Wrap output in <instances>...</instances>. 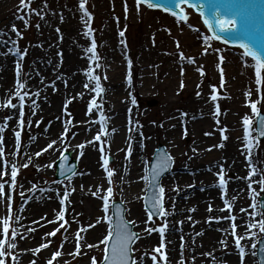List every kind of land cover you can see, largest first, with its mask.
Segmentation results:
<instances>
[{
  "label": "bare ground",
  "instance_id": "obj_1",
  "mask_svg": "<svg viewBox=\"0 0 264 264\" xmlns=\"http://www.w3.org/2000/svg\"><path fill=\"white\" fill-rule=\"evenodd\" d=\"M33 1L41 7V10L37 9V12L40 14L37 15L36 12L35 18L41 17L42 23L52 18L47 17V0ZM97 1L103 2L104 0ZM133 1L137 5V0ZM75 2L77 1L56 0L55 3L52 4V7H55V9L58 10L61 18L58 29H62V32L60 33H63L62 49L58 48L57 42L55 44L50 41L52 40L51 38L54 37L49 34L47 26L45 27L44 32L42 29H38L37 31L38 36H42L44 42L39 41V43L34 45L33 50L31 51V55L33 56L31 63L34 62L35 65L28 67V80L26 82L25 90L33 94L39 92V95H30L29 97H26L28 102L26 112L27 114L29 113V115L33 114V120L41 114L47 115L48 118L51 119V122L49 128L40 137H37L34 140L31 139L32 141H28L25 144H21V147L18 150V155L22 156L24 164L29 165L33 160H37L38 158L52 157L56 150L60 148L59 145H64L61 130L62 128L60 126V119L62 116L59 113V106L61 104H59L58 101L60 99L63 102L70 101L72 99V93L75 92V89L71 88H78V85H80L81 82L85 81L86 84H91V80H88L85 75L86 71L93 66V62H90L88 59L90 56L89 53L84 51V49L89 46V41L87 40V36L84 35V27L80 30L83 34L82 37L80 35L77 36L75 33L77 30L76 28L78 26L81 27L83 24L82 19L78 21L77 11L73 10ZM182 9L185 10L189 21L190 11L185 6H183ZM21 10L22 4L19 0H0V100L1 102H5L6 106L9 100L16 98L15 81H11L9 86L4 87V85L9 82L17 60L14 56H12L13 52L10 51V48L14 46L16 38L13 37L12 31L4 28H7V25L9 24L15 26L21 25L23 20L20 18L22 16ZM191 11L193 12L192 9ZM71 12H73V14H71ZM163 19L167 22L172 20L167 15H164ZM56 22L57 21H53V23ZM173 23L177 26L169 32V35L180 37L185 47L187 45L186 48L193 51L192 53L195 54V62L191 63L192 65L189 69L187 65L188 61H181L175 56L173 58V54L168 53V57L171 61L168 62L163 59V63L168 66L165 68L163 67V69L159 72L160 79L163 75L168 78L165 85L171 84L176 79L175 73L172 72L181 64L187 65L186 68L188 69V73L192 76V73L197 71V68L201 66L204 67L208 62V59L211 60V58H213L210 57L213 53L209 55L210 58L207 57L204 59L203 56L198 57L197 48L201 47L203 42L199 38L195 37L194 34L185 31L183 32L179 23L175 21H173ZM160 30H156L154 28L155 33L156 31L159 33ZM106 32V39L112 40L113 34L110 23H107ZM45 34H48L50 38L46 37ZM59 50L63 52H59ZM219 52L224 57L223 66L225 67L226 75V86L225 90H221V95L229 98L231 101L229 104L230 107L229 105L225 106L226 110L224 113L217 117V105H213L211 99L209 100V98H206V91H204L197 98L192 95L189 96V98L185 101L188 110L174 109V104L171 103V107L173 109L172 113L165 112L166 114L164 113L162 115L160 125L158 126L167 140H179L183 136V132L180 129L181 126L179 127L177 124V118L181 115V117L185 119L188 134L190 133L196 137L195 144L192 145L193 148H190L188 152V159L185 163L189 169L185 168L188 171L181 169L183 171V175L181 176L183 181L181 182V185H188L185 187L188 199L186 198V194H178L177 198L181 202V205L165 207V210L168 213L166 218L169 222L166 240L170 244L169 253L173 256L171 255L172 262L168 263L166 261L163 264H174L177 262L175 252L178 250V242L181 239L182 234L185 236L188 233L185 227H187L190 223H195V219H201L203 216L205 217L207 215L206 211H208V214H210L213 218L222 217L224 219L211 220V224L208 225L209 228H207L206 234H204V232L200 229L193 233L195 237V245L199 244L200 241L205 242L208 239L210 240V244L205 246L206 248H204V252L202 248H198L197 246L194 247V255L197 257L193 259V264H237V255H239V250L235 246V236L232 235V223L225 220L227 213L222 210L224 202V200H222L223 197H225L229 202L234 203L232 213L235 216H240V218L234 223L239 228L237 231L238 235L244 237L241 241V245L245 248V245L248 243L247 241L244 242V240L250 231L247 225L252 223V220L249 215L250 209L248 208L247 201H250L252 198L253 189L256 188V185H259L255 176L261 171L264 174V158H259L256 155H253L250 162L248 155H245L243 156V159H241V155L244 150L242 144L244 126L240 123L239 118L244 114L251 115L250 111L247 110V105H243L241 100L247 98L253 99L254 92L252 83L255 81V75L253 72L255 71L256 62L248 58L241 61L240 56L243 54L237 53V56H232L229 54L230 49L226 47L220 48ZM115 55L116 53L112 52L111 49L107 54V61L113 63V66L109 67V78L111 77L112 79H117V83L122 85L123 83L118 82V80L120 74L122 72L123 74L125 73L126 66H120L119 60ZM216 61L217 62L215 64L213 63V65L211 64L209 68L213 73L215 69L216 72H218L217 65L220 63L219 58H217ZM40 62H43V65H38ZM122 67L123 69L121 70ZM145 77H147V75H145ZM191 78L195 79L194 77ZM216 78H219L218 75ZM48 79L50 82H48ZM63 81L67 83L65 84L67 87L61 86ZM214 82L216 81L214 80ZM194 83H196L195 86H199V79ZM68 90H71L72 92H68ZM124 90L125 86L123 85V88L119 90V92H124ZM249 90H251L252 93L251 97H247L245 95V93ZM67 94H69V96H67ZM91 94V92L84 90L76 92L78 100L75 101L87 100L90 96H92ZM119 96L118 92L113 94L112 103H114V107H112L110 116L106 119V131L111 128L115 129L114 133L110 135L108 140V143H110L109 146L112 150L122 147L125 143H131L132 152L131 156L128 158L132 167L129 170V175L125 178L124 183L128 184L129 193H125L128 197L127 199H135L137 197L136 195L143 193L147 186V182L142 180L140 181V177H142L144 171L143 164H141V156L143 155L145 149H143V144L136 137V133L133 132V129L131 131L129 130L130 126L127 124L129 117L126 115L125 111H123ZM32 101H35V107L32 106ZM88 102L89 104L91 103L90 101ZM9 112V118L6 123H4V131L0 133V136H3L4 151L6 150L7 154L5 155V157H7V163L5 164L3 161H0V183L5 185V194L0 196V239H3L2 220L5 218H11L12 223H10L9 239H11L12 229H15L18 233L17 237L13 241L17 244V247L15 249L7 248L8 257L11 259L12 264H32L33 261L35 264H41V262L36 261L37 257L35 259L37 254L35 249H37L41 244L46 243L48 246L42 248L39 252H42L41 254L43 256L47 255L50 244L46 241V239L51 236L46 234L54 231L60 226V221L56 220V214L63 207L60 204V200L66 189L69 191L68 197L78 193L76 197H70L73 205L78 203L81 197L85 196L86 198H90V212L86 223L82 227H77V229H75L72 233L70 231L71 229L67 231L64 238V246L60 248L61 250H58L61 252V256L56 259L60 258L59 260L62 261L70 255L68 251L69 248L72 245L76 246V240H74L73 237H75L76 232L80 231L82 228L87 230L81 232V237H83L80 241V247L84 248L86 246L88 247V245H94L102 242L106 236L105 232L108 230L109 224L107 223L109 222L107 220L105 222L104 219L106 213L103 211V200L93 196L91 193L96 191L98 188H102V194L105 189L109 187V185H107V180L104 176L105 171L101 167L102 161H100L97 165V149L100 148V146H96V144H94V138L98 133L101 134V128L95 123L96 118H94V115L96 111L93 112L92 110L90 114L88 113L85 115L80 121H73L68 124V129L70 126L78 129L77 134L70 142V148L74 152L72 155L73 161H75L77 165L81 164L86 167L84 174H82L79 179L77 177H73L71 179L72 181L68 182V186L63 187L62 189L55 186L45 188V185H41L40 189L35 191L34 189L36 188L32 189L26 184L19 186V190L17 192V207L11 211L7 208V200L9 193L13 190L10 181V170L11 166L14 164L12 156L16 154L17 149L15 143L16 138L13 136L15 131L12 130L17 128V125L19 124V110L17 107H10ZM184 113H187V115H182ZM217 120H219V123H217ZM220 124L225 126L223 128L227 130L228 136L227 139H218V141L215 140L213 133L220 126ZM206 133H209V135H206ZM219 134L221 135V133ZM180 135L182 136L180 137ZM76 138L81 139V141L77 143L78 145L86 143V146L88 147L84 150H80L74 145ZM53 141H55V143L52 148L42 152L40 156L35 155V153L41 152L42 149H45L47 145ZM59 141L62 144H59ZM221 144H223V147L219 146ZM29 157H31V163H28ZM257 163L259 164V167L257 166ZM221 168L224 170L226 175L231 177L229 182H226V192L224 189L219 187V180H215L210 174L218 172V169L220 170ZM209 169H213L214 171ZM253 169L255 170V174H252ZM34 171L36 174L45 175V164H37ZM190 171L192 174L199 171V175H201V177H194ZM119 177L118 180H120ZM172 183L173 181L168 184L172 186ZM250 183L252 185L251 189H249ZM112 186L113 185L111 184V187ZM190 186L193 188H189ZM41 189H43V191H41ZM121 189L122 188L120 187V191L118 190V193H121ZM22 193L23 195H21ZM189 206L195 208L193 216H190L191 219H189L188 214L183 213V209L188 208ZM209 206H211V211H209ZM241 209H245L246 211H241ZM6 212H8V216H6ZM98 219L101 220L100 223H97ZM75 220L76 219L74 218L73 222H75ZM48 221L55 222L49 223ZM178 222L184 224V229L177 228ZM89 224H93L95 226L89 228ZM135 224L138 226H147L146 222H136ZM201 224L202 221L201 223H197L195 225L199 226ZM29 229H34V231H29ZM57 233L58 232H56V234ZM151 234L153 235L148 236V241L150 243L159 240L160 236L155 233ZM189 238H191V234H189ZM221 239L225 240L227 247H224L220 243ZM139 264L153 263L144 259L139 262ZM247 264H254V260H248Z\"/></svg>",
  "mask_w": 264,
  "mask_h": 264
},
{
  "label": "rangeland",
  "instance_id": "obj_2",
  "mask_svg": "<svg viewBox=\"0 0 264 264\" xmlns=\"http://www.w3.org/2000/svg\"><path fill=\"white\" fill-rule=\"evenodd\" d=\"M20 1V0H19ZM56 0H47V17L51 18L44 23H42V18H35V14L37 12V9L41 10V7L34 2L33 0H28L29 6L26 8L22 5V16L23 20L21 22V25H16L15 28L19 31L20 35H17L15 31H13V25L9 24L7 25V28H4L6 30L13 32V37L16 38V41L14 42V46L10 48L11 52H13L12 56H14L21 64V75L20 80L26 84L28 80V67L31 65H35L34 62L31 63L33 56L31 55V51L33 50L34 45L39 43V41L44 42V39L42 36H38L37 31L38 29H42L44 32L45 27L47 26V30L51 36L54 38H51L50 40L52 43L57 42L58 48H61L63 46L62 41V29H58V25H60L59 21H61V18L59 16L58 10L55 9V7H52V4L55 3ZM77 2L73 5V10L77 11L78 13V21L82 19L83 11L79 7L80 0H76ZM85 7L87 10L92 14V19L90 21V26L93 29V36L95 38L97 48L96 52L98 55V60L93 62V66H91V69L93 70L95 75H98L100 77V83L103 88V92L97 95L96 92H94L92 89L95 87V81H91V84H88L89 86L85 88V81L81 82L80 85H78V88H71L75 89L74 93H72V99L67 102H63L61 99L58 101L60 108V115L62 118L60 119V126L62 130V138L64 145H59V149L56 150V152L52 155V157H44V158H38L37 160H33L31 164H29L27 167H23L25 165L23 163V159L21 155H18V150L16 149V154L12 156V161L15 165L18 166L19 171L16 178V187L9 193L8 200H7V208H9V205L11 207V210H14L17 207L18 203V196L17 192L19 190V186L22 185H28L32 189L39 190L41 185H45V188L49 187H60L61 189L63 187L68 186V182H71L73 177H81L82 174H84L86 167L82 166L81 164L76 167L75 175L66 178L63 180H57L56 175V163H57V157L61 155L63 152L70 153L71 155L74 154L73 150L70 148V142L72 141L73 137L77 134L78 129L74 128L73 126H70L68 129V124L71 122H77L84 118L85 115L89 113V102L92 100H96L97 104L100 105L99 109L95 108L96 111L95 115H97V118L99 122L101 121V113L104 117L110 116V113L112 111V107H114L113 102V94L115 92L119 93V97L122 103L123 111H125L128 118V126H130V129H133V132L136 133V137L142 142L143 144V155L141 156V164H143L144 171L142 174V177L146 176V169H148L150 162L152 160L153 153L155 149H157L160 145H163L165 148H167V152L174 157L175 160V167L172 174H170L167 178L163 180V187L165 189L164 192V201L166 207H173L181 205V202L178 200V194H186L187 190L185 191L186 184L181 185V182L183 179H181V176L183 175V171L181 169L188 168V166L185 165L186 160L188 159V152L190 148H193V144H195L196 137L192 134H188L186 132L185 134V126L183 122L185 123V119H183L180 116L177 118V124L180 127L181 130H183V136L180 135L181 139L170 141L167 140L163 134L162 131L158 128L160 125V120L162 115L166 113H172V107L171 103L174 104V109H185L188 110V107L186 106L185 101L189 98L190 95L197 98L201 95L204 91H206V98H209L212 94V86L215 85L218 93V99L217 101H213V105H219L220 114H223L225 109V106L229 105L231 101L228 97L221 95V90H225L226 86V78L225 73L224 75V84L221 87V76L219 68H217L218 72H216V69L214 70V73L212 70H210L211 64H215L217 61V58H220L222 55L220 54L219 50L220 48H223L221 45L216 44L214 42H208L202 39V35L200 31H204V28L199 25L198 19L196 17H192L193 20L190 21L188 25L179 24L181 26V30L184 32H189L191 34H194L195 37L199 38L203 45L201 47L197 48V55L203 56V58L209 57L211 53L213 57L211 60L208 59V62L203 67L205 74L201 76L200 72L198 71H192V76L190 73H188V69L186 68L188 65V68L192 65L188 62L187 65L181 64L176 70H173L172 73H175L176 79L171 83L167 84L168 78L166 76H162V78H159V72L163 69V67H167L168 65H165L163 63V59L170 62L168 55L173 54L176 58L180 59L179 53L183 52L185 59L181 61H188L187 58H195V54L192 53L193 51H190L186 45L183 44L182 40L179 36H171L169 35V32L177 26L175 23H173V19L167 22L165 19H163L164 14H162L159 11H152L150 9L145 8L144 6H138L134 3L132 0H104L103 2L97 1V0H86ZM125 8H127V11H125ZM35 10V11H32ZM73 14V12H71ZM72 19V17H71ZM86 19V18H85ZM27 21V24L25 23ZM53 21H57L56 23H53ZM107 23H110L111 25V31H112V40L106 39L105 35L107 34ZM173 23V24H172ZM39 25V27H37ZM199 27L197 31H194L191 26ZM82 27L85 28V23L83 20V24L78 26L75 31L77 36L82 37V33L80 30ZM154 28L156 30H160L158 33L154 32ZM123 32V37L120 36V32ZM168 33V34H166ZM207 35V32L204 33V36ZM46 37L50 38L48 34H45ZM88 39V47L91 46V37H87ZM124 41V43H121V41ZM177 43L179 44V47L177 46ZM18 47L21 51V53L24 52L26 49V55L23 56V59L20 60V57L15 54V48ZM87 47V48H88ZM62 49V48H61ZM110 49L112 52L116 53V57L119 60L120 66H126V71L123 74V72L120 74L118 82H122L123 84L120 85V83H117V79L109 78L110 72L109 67L113 66L112 62L107 61V54L109 53ZM59 52H63L60 51ZM206 52V53H204ZM169 53V54H168ZM229 54L232 56H237V53L235 51H230ZM91 55V53H89ZM209 57V58H210ZM131 60V84L128 83V60ZM195 60V59H194ZM99 65L97 67L96 65ZM124 64V65H123ZM223 61H220L219 67L223 66ZM17 65V63H16ZM16 65L13 68L12 76H10L9 82H7L5 86H9L11 84V81H17V75H16ZM38 65H43V62H40ZM215 66V65H214ZM216 67V66H215ZM123 67L121 68V70ZM190 69V68H189ZM171 72V70H170ZM147 75V77H145ZM218 75L219 78H216ZM105 76L107 77L105 79ZM168 76V74H167ZM179 77V78H178ZM191 77H194L195 79H192ZM178 78V79H177ZM199 79V86H195ZM89 80V79H88ZM214 80L216 82H214ZM148 81V82H147ZM231 81V79H230ZM48 82L49 79H48ZM181 82H183V87H181ZM65 81L61 83V86H65ZM60 85V83H59ZM123 85L125 86L124 92H119L123 88ZM253 85V92L254 96L253 99L247 98L241 100V103L244 105H247L248 111H250L251 115L249 116L250 119L255 118V113L252 112L249 101L257 102V108L258 111L261 110L264 113V100H260V92L257 91V87L255 86V81L252 83ZM67 89V88H65ZM77 89V90H76ZM81 90L89 91L91 92L92 96L89 97L87 100H78V95H76V92H80ZM16 91V88H15ZM68 92H72L71 90H68ZM199 92V95L197 93ZM261 92H264V87H262ZM69 96V94H67ZM157 101V105L153 107H149L148 104L151 101ZM134 101V102H133ZM11 102L13 104H19L18 98L11 99ZM211 102V101H210ZM65 104H67V113H70V115H67L65 112ZM214 107V106H213ZM230 107V105H229ZM9 108L10 106H6L5 102H1L0 100V125L4 126V123H6L7 119L9 118ZM18 108V107H17ZM28 108V102L25 98V107H24V120L25 125L23 129L20 128L19 124L17 125V128L13 129L12 131H20L21 132V144H25L28 141H32L31 139H36L37 137H40L45 131L49 128L51 119L48 118L47 115L41 114L34 120L32 119L33 114L29 115L27 114L26 110ZM19 110V108H18ZM165 113V114H166ZM94 115V118L96 116ZM219 115L217 117H219ZM18 120L20 119V115L18 113ZM246 115L244 114L242 117L239 118L240 123L243 125V118ZM59 117V116H57ZM96 118V119H97ZM180 119V120H179ZM255 121V120H254ZM29 122H31L29 124ZM39 122V123H37ZM66 122H68L66 124ZM99 122L95 120L96 125ZM103 123H105V127L107 126V120H104ZM225 127L223 124H220V126L214 131V137L215 140H223L221 129ZM5 128V126H4ZM67 128V131H66ZM129 129V130H130ZM179 129V130H180ZM225 129V128H224ZM111 128L108 131H101L100 139H102V145H100L99 142L94 138V144L96 146H103L105 149V156L112 159V163H109V167L115 170V174L112 178V189L114 198L113 201H119L122 202L126 208V218L128 221H134L136 222H146L147 226H138L134 223L133 229L137 231L140 235V239L137 242V244L133 248V256L135 259L134 264H139L142 260L146 259L153 264H163L164 262H172V257L169 253V242H167V232H168V226L169 222L167 221L166 216L162 217L161 219H154L151 220L148 219V212L144 208V196L145 191L141 194L136 195L137 197L135 199H127L128 197L125 195V193H129L128 190V184L124 183L125 178L129 175V170L132 167L129 163V158L126 159L127 156V150L128 145L131 144L130 142L125 143L120 148H115L112 150V148L109 146L110 143H108L109 137L114 131ZM187 130V128H186ZM244 130V127H243ZM15 132L13 136L15 137ZM180 132V131H179ZM141 133L143 135H141ZM221 133V135L219 134ZM219 136V137H218ZM223 136L227 135V130L223 133ZM16 138V137H15ZM33 139V140H34ZM244 139V138H243ZM252 139V147L250 149L251 155H256L259 158H264V141L259 142L256 138V135L253 133L251 136ZM218 140V141H219ZM80 138H76V141L74 142V145L78 147L80 150L86 149L88 146H86V143L83 144L84 146L81 148L80 144L77 143L80 142ZM16 143V141H15ZM59 144H62L59 141ZM243 144V153L241 155V159H243V156L248 154L249 149L245 148V143ZM78 145V146H77ZM74 148V147H73ZM132 148V147H131ZM196 148V147H194ZM6 150L4 151V155L1 157L0 161H7V157H5ZM179 155V156H178ZM73 157V156H72ZM101 152L100 148L97 149V156L96 159L98 160V163H100L101 159ZM4 158V159H3ZM131 159V158H130ZM41 163L45 164V175L36 174L34 169L35 166ZM49 165H51L49 167ZM101 165V164H100ZM257 166L259 167V164L257 163ZM189 169V168H188ZM188 171L187 169H185ZM211 170V169H209ZM222 168L218 172L210 173L212 177L216 180H219V175ZM211 171H214L213 169ZM224 173V170H222ZM208 172V171H207ZM11 173V170H10ZM192 174V172L190 171ZM199 171L196 173H193L192 175L194 177H201L199 175ZM226 182H229L230 176L223 174ZM105 179L107 180L106 173H104ZM121 176V177H119ZM191 176V175H190ZM118 177L120 180H118ZM140 177V181H144ZM256 180L259 182V185L256 186L255 189V195L252 196L250 201H247L248 207L251 209L250 213L255 212V216H250L252 222H256L258 225L259 220L264 219V215H262V211L260 208V197L264 195V191H262V188H264V185H261L260 181L264 180V174L262 171L255 176ZM124 178V179H123ZM11 181V178H10ZM173 181L172 186H170L168 183ZM107 185L108 180H107ZM169 185V186H168ZM121 189V193H118ZM190 186L189 188H191ZM193 188V187H192ZM191 188V189H192ZM106 190L101 194L105 195ZM119 190V191H118ZM190 190V189H189ZM78 193L75 195H72L70 197H76ZM84 196V195H82ZM68 197V200L66 201L65 205L63 206L66 208L65 212V220L68 221V224L65 226V228L72 232H74L77 227H82L86 221L87 217L89 215V201L90 198L81 197L78 203L74 204L71 202V198ZM131 197V196H130ZM10 198V199H9ZM186 198L188 199V195L186 194ZM225 200V197L222 198V200ZM253 199L256 200L257 206L255 208L251 207L253 203ZM102 201V200H101ZM110 203V202H109ZM232 205V208L229 210L226 208L225 203L223 204V210L227 213L225 220L228 222H235L240 217H236L235 221H232L228 217L235 216L232 213V209L234 206V203L229 202ZM208 205V204H207ZM206 205V206H207ZM193 209L194 207L189 206L188 208L183 209V213H186L190 216H193ZM62 210V208H61ZM207 215L204 217L195 219V223H190L185 227L187 229V235L183 236V240H179L178 242V250L175 252V255L177 256V262L174 264H193V259L197 256L194 255L195 252V246L198 248H202L203 252L205 251V246L210 244V240H206L205 242L200 241L199 244L195 245V237L193 233L200 229L204 234H206V230L208 225L211 224V221H209V217H211L210 214H208V211H206ZM108 215V218L111 217V210L109 209V212L106 214ZM105 215V217H107ZM6 216H8V212H6ZM76 219L75 222H73V219ZM199 226H196L195 224L201 223ZM106 222V219H105ZM167 223V228L165 231L164 241H165V247L161 249V252L164 255H161L160 253H156L154 249L158 247L161 243V239L150 243L148 241V236L153 235L151 233H155L158 236H160L158 231H153L150 234L146 231V229L152 227V228H159L164 223ZM12 223V222H11ZM63 223V221H60V224ZM109 224V223H107ZM238 224V223H237ZM11 226V224H10ZM71 227V228H70ZM111 225H108V230L105 232V235H108L109 228ZM146 227V228H145ZM184 227L183 223H177V228L181 229ZM3 228V226H2ZM65 228H61L57 234L54 236H51L50 238H47L46 241L50 244V248L47 251V255L43 256L39 252L36 254L35 259L36 261L41 262V264H47V262L52 259L54 252L61 250L64 246V238L67 231H65ZM184 229V228H183ZM203 229V230H202ZM238 226L236 228V235H238ZM176 233V232H175ZM10 234V232H9ZM189 234H191V238H189ZM105 236V237H106ZM239 236V235H238ZM3 237V233H2ZM83 237V236H82ZM264 237V232H260L259 226L256 228L250 229L248 232L246 239L247 245H245V256L243 261H241L240 255H237V264H247L248 260L254 259V264H259L256 257V249H257V243L258 241ZM4 238V237H3ZM74 240H76L75 237H73ZM221 239L220 241H222ZM225 241V240H223ZM183 244V248L181 245ZM61 245H63L61 247ZM105 244L100 242L97 244H94L93 247H80V254L73 255V253L76 250V246L72 245L69 248L70 255L66 257L64 260L55 259L53 260V264H91L92 258L95 257L97 264L101 263L104 252H105ZM156 255L157 260L154 262L152 260V256ZM164 256L167 257V260L165 261ZM173 256V255H172ZM200 256V255H199ZM6 264H12L11 259L8 257H4Z\"/></svg>",
  "mask_w": 264,
  "mask_h": 264
},
{
  "label": "snow or ice",
  "instance_id": "obj_3",
  "mask_svg": "<svg viewBox=\"0 0 264 264\" xmlns=\"http://www.w3.org/2000/svg\"><path fill=\"white\" fill-rule=\"evenodd\" d=\"M20 3L24 6V7H28V0H20ZM141 3H147L149 8L155 7L157 5H154L152 3V0H137V5L141 4ZM169 3L173 4L175 7H179L180 4L183 3H187V0H169ZM86 5V0H80L79 3V7L80 9L83 11V16H82V20H84L85 23V33L84 35L87 37H91V46L88 48H85L84 51L86 53H91V55L88 57L90 62H95L98 60V55L96 52V48H97V44L95 41V38L93 36V29L90 26V21L92 19V14L87 10V8L85 7ZM167 10V9H166ZM35 11V10H32ZM125 11H127V8H125ZM181 12V19L182 20H187V16L183 14V9L181 8L180 10ZM40 13L37 12V15H39ZM175 15V13H173ZM21 19H23V16L20 17ZM86 18V19H85ZM214 21H215V28L213 31V38L214 39H221V35L217 34V33H223L225 36H227L229 39H240L242 36L246 35V26L244 30H240V29H236L235 27V20L234 19H225V18H221L220 12L217 11L214 17ZM25 23L27 24V21H25ZM205 24L209 25L210 29H213V24L210 23L208 20L204 21ZM37 27H39V25H37ZM13 31H15L17 33V35H20L19 31L15 28V25H13ZM57 31H59V29H57ZM124 33L121 31L120 32V36L123 37ZM208 37H205V40L207 41ZM121 43H124V41L122 40ZM225 43H227V39H225ZM177 46L179 47V44L177 43ZM240 47L244 49V56H250L255 60V83L258 86L257 87V91L260 92V100H264V92H261L260 86L262 85V77H261V69H264V58H262L261 53L256 52L255 50H253L248 44L245 43H241ZM11 51V50H10ZM27 50L25 49L23 53H21L20 49L18 47L15 48V54L17 56L20 57V60L23 59V56L26 55ZM180 59L184 60V54L183 52L179 53ZM189 63H194V59L193 58H187ZM224 57L221 56L220 57V61H223ZM131 60H128V66H129V71H128V83L129 85L131 84V79H132V75H131ZM97 67H99V65H96ZM217 67L219 68L220 71V76H221V87L224 84V75H223V68L219 67V65H217ZM197 71L200 72L201 76H203L205 74L203 67H199L197 68ZM16 75H17V81H16V91H15V96L18 98L19 104H13L11 102V100H9L7 102V106L16 108H19V115H20V119H19V126L21 129H23L24 125H25V120H24V107H25V98L29 97L30 95H39V92L33 94L30 93L29 91L25 90L26 89V84L24 82H22L20 80V75H21V64L18 61L17 65H16ZM85 75L87 76V78L91 81H95V87L92 89L94 92L97 93V95H99L100 93L103 92V88L101 86L100 83V77L98 75H95L93 70L91 68H89ZM107 77L105 76V79ZM88 84H85V87H88ZM183 82H181V87H183ZM197 95H199V92L197 93ZM245 95L247 97H251L252 93L251 90L247 91L245 93ZM210 99L212 101H217L218 99V93H217V89L216 86L213 85L212 86V94L210 96ZM134 102V101H133ZM32 106L35 107V101H32ZM249 106L252 110L253 113H255L258 117V131H259V135L260 137H264V116H260V113L258 111L257 108V102L254 101H249ZM95 107L97 109H99L100 105L97 104L96 100H92L91 103L89 104V114L91 113L92 108ZM65 112L67 115H70V113H67V104H65ZM220 113V109H219V105L217 104L216 106V114ZM184 116L187 115V113L182 114ZM107 117H104L103 114L101 113V124H102V132L104 131L103 128V121L106 120ZM31 122H29L30 124ZM39 123V122H37ZM68 122H66L67 124ZM217 123H219V120H217ZM243 126H244V139L246 141V145L247 148L249 149L248 152V159L251 162V152L250 149L252 147V139L250 138L251 136V126H252V120L249 118V116H245L243 118ZM4 131V126L0 125V133H2ZM67 131V128H66ZM112 131H115V129H113ZM131 131V129H130ZM221 133L223 135V133L226 131V129L222 128ZM187 130L185 129V134H186ZM100 133L97 134V136L95 137L96 140H100ZM141 135H143L141 133ZM206 135H209V133H206ZM15 137H16V148L17 150H19V148L21 147V132L20 131H16L15 132ZM34 139V138H33ZM223 139H227L226 136H223ZM55 143V141H53L52 143H49L47 145V147L45 149H42L41 152H37L35 153L36 156H40L42 154V152L47 151L48 149L53 147V144ZM220 147H223V144L219 145ZM80 147L82 148L83 145H80ZM100 152H101V161L103 162L101 167L104 169L106 176H107V180H108V184L109 187L106 190V194L105 195H101V192L103 191L102 188H98L96 191L92 192L91 194L93 196H96L100 199L103 200V211L107 214L109 212V198L112 196L113 194V189L111 187L112 184V178L115 174V170L109 167V158L107 156H105L104 152L105 149L103 146L100 147ZM131 152H132V148H131V144H129L128 146V150H127V156L126 159L128 157L131 156ZM4 155V148H3V136H0V157H2ZM63 159H67V157H63ZM7 162L5 161V164ZM28 163H31V157H29V161ZM28 164L23 165V167H27ZM51 165H49L50 167ZM18 171L19 168L17 165L13 164L11 166V186L14 189L16 187V178L18 175ZM146 171H150V175H151V180H149V176H144L142 177L143 180H145L146 182L149 183V191H150V196H146V200H150L151 201V208L148 212V219L151 220L153 215H160V216H166L168 213L166 212V210L164 209V204H163V195H164V188L162 186H159L158 183H154V181L158 180V177L160 175V166H157L156 168H153L151 170L146 169ZM74 172V170H73ZM6 174V173H5ZM252 174H255V170H252ZM61 175H64L63 170L61 171ZM219 175V187L224 189L226 192V180L224 178L223 175V171L221 170L220 173H218ZM261 185H264V180L260 181ZM159 188V192L157 194L156 192V188ZM4 188L5 185L3 183H0V196H3L4 193ZM252 188L251 183L249 184V189ZM41 191H43V189H41ZM262 191H264V188H262ZM23 195V193L21 194ZM253 195H255V191L253 190ZM69 196V191L66 189L63 193V197L60 200V204L62 206L65 205L67 198ZM10 199V198H9ZM225 206L227 209H231L232 205L229 203V201L227 199H225L224 201ZM257 206L256 200L253 199V203L251 205V207L255 208ZM260 206L262 209H264V200L260 201ZM9 210L11 211V207L9 205ZM155 210V211H153ZM223 210V209H222ZM194 211V209H193ZM209 211H211V206H209ZM241 211H246L245 209H241ZM65 212H66V208L62 207V210H60L57 214H56V220L58 221H63V223L60 224V226L58 228H56L54 231L47 233L46 235L48 236H54L56 234V232H59L61 228H65V226L68 224V221L65 220ZM262 215H264V212L261 213ZM250 216H255L256 213H249ZM229 219H231L232 221H235L236 217L235 216H231L228 217ZM104 219H107V217H105ZM189 219H191V217H189ZM216 219V220H220V219H224L222 217H209V221ZM49 223H54L55 221H48ZM101 220H97V223H100ZM109 224H112V221H108ZM10 223H11V218H5L2 220V226H3V239H0V264H6V261L4 259V257H6L8 255L7 252V248H12L15 249L17 247V244L15 242H13L15 240V238L17 237L18 233L15 231V229L11 230V239H9V232H10ZM134 221H125L123 219H120V221L118 223H116L114 225V227H110L109 228V232L108 235L104 238V240L102 241V243H104L105 245H108V247L105 248V256L103 257V264H130V261L132 260L130 253L133 251L132 249V244L134 243V241L136 239H138V235L137 233H135L134 231H132L129 227L130 224H134ZM95 225L93 224H89L88 227H94ZM257 226H259V230L260 232H264V219L259 220L258 225L256 222H252L250 224L247 225V227L249 229H253L256 228ZM167 228V223L165 222L162 226H160L159 228H148L146 229V231L150 234L153 231H158L160 234V239H161V243L158 247H156L154 249V251L156 253H160L161 255H164L161 252V249H163L165 247V241H164V236H165V231ZM236 228L237 225L233 222L231 224V229H232V235L235 236V246L236 248L239 250V255L241 257V261H243L244 256H245V249L244 247L241 245V241L244 239V237L242 236H238L236 235ZM87 229H81L80 231H77L75 234V238H76V250L73 253V255H78L80 254V241L82 239L81 237V232L82 231H86ZM29 231H34V229H29ZM65 231H67V229L65 228ZM115 237V242H112L111 238ZM181 240H183V237H181ZM220 243L224 246L227 247V244L225 241H220ZM48 244H41L37 249H35V252H39L42 248L47 247ZM63 245H61L62 247ZM88 247H93V245H88ZM181 247L183 248V244L181 245ZM264 251V250H262ZM211 255V254H209ZM61 256V252L60 251H56L53 254L52 259H50L47 264H53V260H55L57 257ZM14 259V258H13ZM165 261L167 260V257L164 256ZM152 260L155 262L157 260V256L153 255L152 256ZM32 264H35V262L33 261ZM91 264H97L96 258L93 257L92 258V262ZM262 264H264V262H262Z\"/></svg>",
  "mask_w": 264,
  "mask_h": 264
},
{
  "label": "water",
  "instance_id": "obj_4",
  "mask_svg": "<svg viewBox=\"0 0 264 264\" xmlns=\"http://www.w3.org/2000/svg\"><path fill=\"white\" fill-rule=\"evenodd\" d=\"M195 2H202L204 4L205 11H210L212 8L220 7V14L226 13L230 14L233 12L238 13L237 21L249 22L251 17L252 21H258L257 29L263 30L264 26V0H193ZM184 10V9H183ZM243 12L249 13V20L243 17ZM255 27H246V35L242 36L244 41H253L254 37L250 35L253 33ZM245 29V28H244ZM242 29V30H244ZM249 29V30H248ZM251 32V33H250ZM219 34V33H217ZM248 34L251 36L249 37ZM223 36H225L223 34ZM253 37V38H252ZM261 39H264V35L260 34ZM157 156L155 160L159 159V156H164L163 150L157 151ZM132 261H130V264Z\"/></svg>",
  "mask_w": 264,
  "mask_h": 264
}]
</instances>
